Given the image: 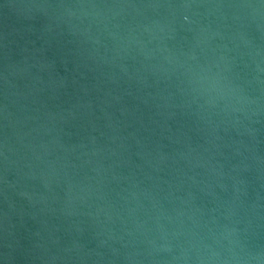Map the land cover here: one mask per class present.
Instances as JSON below:
<instances>
[{"label": "water", "instance_id": "water-1", "mask_svg": "<svg viewBox=\"0 0 264 264\" xmlns=\"http://www.w3.org/2000/svg\"><path fill=\"white\" fill-rule=\"evenodd\" d=\"M0 264H264V0H0Z\"/></svg>", "mask_w": 264, "mask_h": 264}]
</instances>
